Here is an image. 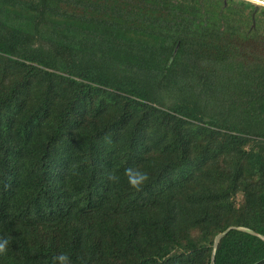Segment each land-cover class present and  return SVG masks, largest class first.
<instances>
[{
  "label": "trees",
  "instance_id": "1",
  "mask_svg": "<svg viewBox=\"0 0 264 264\" xmlns=\"http://www.w3.org/2000/svg\"><path fill=\"white\" fill-rule=\"evenodd\" d=\"M226 4L0 0V264H264V8Z\"/></svg>",
  "mask_w": 264,
  "mask_h": 264
},
{
  "label": "clouds",
  "instance_id": "2",
  "mask_svg": "<svg viewBox=\"0 0 264 264\" xmlns=\"http://www.w3.org/2000/svg\"><path fill=\"white\" fill-rule=\"evenodd\" d=\"M245 2H247V0H245ZM123 175L127 177L130 187L136 192L142 191L151 179L150 174L146 171H142L139 166L125 168ZM106 178L110 182L119 181V176L113 172L107 173ZM8 247V238H0V255L6 254ZM53 264H71V262L68 254L60 253L53 258Z\"/></svg>",
  "mask_w": 264,
  "mask_h": 264
},
{
  "label": "water",
  "instance_id": "3",
  "mask_svg": "<svg viewBox=\"0 0 264 264\" xmlns=\"http://www.w3.org/2000/svg\"><path fill=\"white\" fill-rule=\"evenodd\" d=\"M243 1H245V0H243ZM247 2L254 4V12L251 15V22H252L251 26L254 27V25H255V19H254L255 12L259 6L264 8V0H247ZM255 3H257V4H255Z\"/></svg>",
  "mask_w": 264,
  "mask_h": 264
},
{
  "label": "rangeland",
  "instance_id": "4",
  "mask_svg": "<svg viewBox=\"0 0 264 264\" xmlns=\"http://www.w3.org/2000/svg\"><path fill=\"white\" fill-rule=\"evenodd\" d=\"M226 1V3L229 1V0H225ZM227 5V4H226ZM253 6H254V4H252ZM261 8H263V7H261V6H259L258 8H257V11L258 12H260L261 11ZM254 9V8H253ZM247 12H249V11H246L245 13H247ZM252 15V14H251ZM256 16V15H255ZM255 16H254V19H255ZM260 19V21H261V23L264 25V21L261 19V18H259ZM252 25V22L250 23V25L249 26H251ZM255 26H256V23H255V25H254V27H252L251 26V28H255ZM205 264H206V260H205Z\"/></svg>",
  "mask_w": 264,
  "mask_h": 264
},
{
  "label": "flooded vegetation",
  "instance_id": "5",
  "mask_svg": "<svg viewBox=\"0 0 264 264\" xmlns=\"http://www.w3.org/2000/svg\"><path fill=\"white\" fill-rule=\"evenodd\" d=\"M222 2L224 3V5H226V1L225 0H222ZM253 12H254V9H253ZM252 12V13H253ZM258 13V11L256 10V12H255V15Z\"/></svg>",
  "mask_w": 264,
  "mask_h": 264
},
{
  "label": "bare ground",
  "instance_id": "6",
  "mask_svg": "<svg viewBox=\"0 0 264 264\" xmlns=\"http://www.w3.org/2000/svg\"><path fill=\"white\" fill-rule=\"evenodd\" d=\"M255 4H257V3H255Z\"/></svg>",
  "mask_w": 264,
  "mask_h": 264
}]
</instances>
